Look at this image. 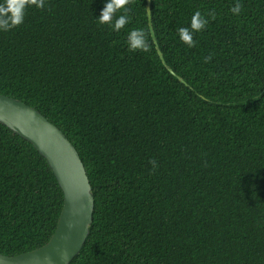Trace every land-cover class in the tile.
Instances as JSON below:
<instances>
[{
	"label": "trees",
	"instance_id": "obj_1",
	"mask_svg": "<svg viewBox=\"0 0 264 264\" xmlns=\"http://www.w3.org/2000/svg\"><path fill=\"white\" fill-rule=\"evenodd\" d=\"M107 2L45 0L0 31V94L65 135L92 189L69 264H264V0L239 16L236 0H150L163 61L146 0L119 32L97 20ZM213 10L189 48L177 30ZM132 29L150 52L129 50ZM62 204L45 159L0 124V254L47 243Z\"/></svg>",
	"mask_w": 264,
	"mask_h": 264
},
{
	"label": "water",
	"instance_id": "obj_2",
	"mask_svg": "<svg viewBox=\"0 0 264 264\" xmlns=\"http://www.w3.org/2000/svg\"><path fill=\"white\" fill-rule=\"evenodd\" d=\"M146 16L157 55L163 61L150 24V0H146ZM0 124L30 143L45 159L63 198L56 228L48 242L16 256L0 254V264H69L86 241L94 206L92 189L78 153L65 135L37 110L1 94Z\"/></svg>",
	"mask_w": 264,
	"mask_h": 264
},
{
	"label": "clouds",
	"instance_id": "obj_3",
	"mask_svg": "<svg viewBox=\"0 0 264 264\" xmlns=\"http://www.w3.org/2000/svg\"><path fill=\"white\" fill-rule=\"evenodd\" d=\"M133 3V0H109L106 3L98 22L100 24H107L113 28L114 31L119 32L131 21L127 13L130 11L128 7ZM35 6L39 9L45 8V0H3L0 3V31L8 32L11 31L24 23L27 9L29 7ZM243 10V5L240 0H236L235 5L230 9V11L239 16ZM123 12V14L117 16L118 12ZM215 20V11L207 12L202 14L200 11H196L191 17L190 28L180 27L177 31L180 40L186 44L189 48H194L197 46V42L194 39L193 33L202 32L206 29L209 24V19ZM127 43L129 50L136 52H150L151 45L148 40V34L143 29H132L127 35ZM212 60V56H207L204 58V62L208 63ZM153 166V171L158 168V163L155 160L149 161ZM67 253L64 254V259H67Z\"/></svg>",
	"mask_w": 264,
	"mask_h": 264
}]
</instances>
